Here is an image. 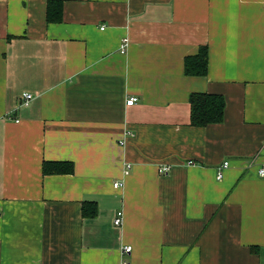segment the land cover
I'll return each mask as SVG.
<instances>
[{"label":"crops","instance_id":"crops-1","mask_svg":"<svg viewBox=\"0 0 264 264\" xmlns=\"http://www.w3.org/2000/svg\"><path fill=\"white\" fill-rule=\"evenodd\" d=\"M50 1L0 0V264H264V0Z\"/></svg>","mask_w":264,"mask_h":264},{"label":"trees","instance_id":"trees-1","mask_svg":"<svg viewBox=\"0 0 264 264\" xmlns=\"http://www.w3.org/2000/svg\"><path fill=\"white\" fill-rule=\"evenodd\" d=\"M61 12L60 2L51 0L48 6V19H58ZM209 51L202 46L194 55L185 58V74L189 76H205L208 72ZM190 122L195 127H205L210 124L222 123L225 118L226 100L222 94L209 92H192L189 97ZM74 164L71 161H44L45 174L72 173ZM84 217H94L97 214V204L86 201L83 204Z\"/></svg>","mask_w":264,"mask_h":264},{"label":"built area","instance_id":"built-area-1","mask_svg":"<svg viewBox=\"0 0 264 264\" xmlns=\"http://www.w3.org/2000/svg\"><path fill=\"white\" fill-rule=\"evenodd\" d=\"M105 27L103 26L101 29H104ZM129 46V40L128 38H124L121 44V52L125 53L127 51V48ZM32 94L31 93H25L23 96V102L22 104L28 105V102L32 99ZM139 101V98L136 96H131L127 99L126 104L131 106L134 105L135 103H137ZM130 134V133H127ZM125 144V140L123 139L120 142V145H124ZM189 165H194L195 163L193 161H189L188 162ZM229 167V161H225L223 162V164L219 167L218 172H217V179H221L223 177L224 171L225 169H227ZM127 168H130V166L128 165ZM158 170L160 173H168L170 170L169 165H159ZM258 174L261 177H264V165L260 166L258 169ZM120 186H123V183L121 182H115L114 183V187L118 188ZM114 224L116 226H121L123 224V212H117V215L114 219ZM132 251V246L130 245H126L122 248V253L123 254H128ZM123 264H128L127 262H123Z\"/></svg>","mask_w":264,"mask_h":264},{"label":"bare ground","instance_id":"bare-ground-1","mask_svg":"<svg viewBox=\"0 0 264 264\" xmlns=\"http://www.w3.org/2000/svg\"><path fill=\"white\" fill-rule=\"evenodd\" d=\"M258 169H259V167H258Z\"/></svg>","mask_w":264,"mask_h":264}]
</instances>
